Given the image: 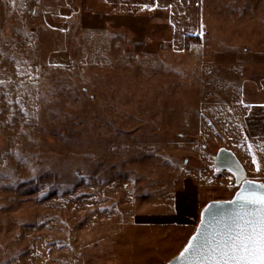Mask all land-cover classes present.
<instances>
[{
    "label": "rangeland",
    "instance_id": "obj_1",
    "mask_svg": "<svg viewBox=\"0 0 264 264\" xmlns=\"http://www.w3.org/2000/svg\"><path fill=\"white\" fill-rule=\"evenodd\" d=\"M94 10L0 0V264H166L202 207L238 188L221 147L264 178L243 122L211 103L233 92Z\"/></svg>",
    "mask_w": 264,
    "mask_h": 264
},
{
    "label": "crops",
    "instance_id": "obj_2",
    "mask_svg": "<svg viewBox=\"0 0 264 264\" xmlns=\"http://www.w3.org/2000/svg\"><path fill=\"white\" fill-rule=\"evenodd\" d=\"M98 1L103 10L93 16L132 29L137 50L163 58L194 54L202 73L214 78L212 87L233 92L228 102L212 98V105L235 112L243 138L264 160V0H211L208 19L204 0ZM245 168L248 178L264 182L254 166Z\"/></svg>",
    "mask_w": 264,
    "mask_h": 264
},
{
    "label": "snow or ice",
    "instance_id": "obj_3",
    "mask_svg": "<svg viewBox=\"0 0 264 264\" xmlns=\"http://www.w3.org/2000/svg\"><path fill=\"white\" fill-rule=\"evenodd\" d=\"M231 203L240 210L218 230L193 236L182 259L190 256L196 264H264V194L239 193Z\"/></svg>",
    "mask_w": 264,
    "mask_h": 264
},
{
    "label": "water",
    "instance_id": "obj_4",
    "mask_svg": "<svg viewBox=\"0 0 264 264\" xmlns=\"http://www.w3.org/2000/svg\"><path fill=\"white\" fill-rule=\"evenodd\" d=\"M214 163L217 169H226L233 174L238 188L232 197L211 199L202 207L195 230L190 234L188 240L178 253L172 256L166 264H196V261L190 256L186 259L181 258V253L184 249L189 243L194 242L192 237L197 235L201 230L212 233L228 223L232 216L240 210L237 204L231 203L237 199L239 193H244L245 195L250 192L264 194V182L248 178L246 168L232 150L221 147L214 156ZM210 206L211 212L208 211Z\"/></svg>",
    "mask_w": 264,
    "mask_h": 264
}]
</instances>
